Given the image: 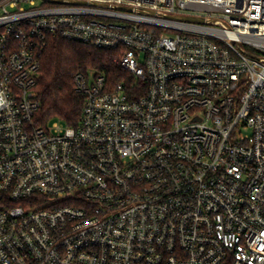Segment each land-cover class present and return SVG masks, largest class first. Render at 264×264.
<instances>
[{
	"label": "built area",
	"instance_id": "built-area-1",
	"mask_svg": "<svg viewBox=\"0 0 264 264\" xmlns=\"http://www.w3.org/2000/svg\"><path fill=\"white\" fill-rule=\"evenodd\" d=\"M50 37L127 74L76 127L35 123ZM0 264H264V0H0Z\"/></svg>",
	"mask_w": 264,
	"mask_h": 264
},
{
	"label": "trees",
	"instance_id": "trees-1",
	"mask_svg": "<svg viewBox=\"0 0 264 264\" xmlns=\"http://www.w3.org/2000/svg\"><path fill=\"white\" fill-rule=\"evenodd\" d=\"M114 51L89 44L50 37L41 57L36 86L40 108L35 116L37 126L46 127L56 119L78 126L82 118L84 96L77 92L74 77L78 72L104 74L110 85L127 74L115 63ZM131 81V80H129Z\"/></svg>",
	"mask_w": 264,
	"mask_h": 264
},
{
	"label": "water",
	"instance_id": "water-1",
	"mask_svg": "<svg viewBox=\"0 0 264 264\" xmlns=\"http://www.w3.org/2000/svg\"><path fill=\"white\" fill-rule=\"evenodd\" d=\"M183 19L187 20V21H198V22L202 21L201 19H198V18H195V17H183Z\"/></svg>",
	"mask_w": 264,
	"mask_h": 264
},
{
	"label": "rangeland",
	"instance_id": "rangeland-1",
	"mask_svg": "<svg viewBox=\"0 0 264 264\" xmlns=\"http://www.w3.org/2000/svg\"><path fill=\"white\" fill-rule=\"evenodd\" d=\"M54 123H57L60 126H64L65 125V122L61 121L60 119H56V120L52 121L51 126H53Z\"/></svg>",
	"mask_w": 264,
	"mask_h": 264
}]
</instances>
